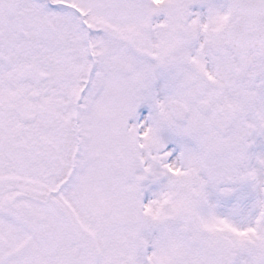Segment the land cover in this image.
<instances>
[{"label":"snow or ice","instance_id":"snow-or-ice-1","mask_svg":"<svg viewBox=\"0 0 264 264\" xmlns=\"http://www.w3.org/2000/svg\"><path fill=\"white\" fill-rule=\"evenodd\" d=\"M0 264H264V0H0Z\"/></svg>","mask_w":264,"mask_h":264}]
</instances>
